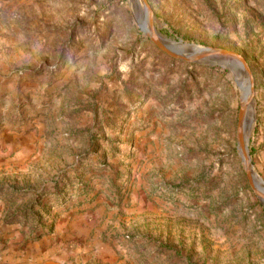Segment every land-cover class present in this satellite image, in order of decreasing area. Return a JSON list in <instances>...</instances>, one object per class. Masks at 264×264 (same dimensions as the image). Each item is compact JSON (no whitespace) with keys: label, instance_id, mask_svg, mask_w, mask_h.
Segmentation results:
<instances>
[{"label":"rangeland","instance_id":"374dc122","mask_svg":"<svg viewBox=\"0 0 264 264\" xmlns=\"http://www.w3.org/2000/svg\"><path fill=\"white\" fill-rule=\"evenodd\" d=\"M147 1L0 0V264H264V0Z\"/></svg>","mask_w":264,"mask_h":264},{"label":"water","instance_id":"95a60500","mask_svg":"<svg viewBox=\"0 0 264 264\" xmlns=\"http://www.w3.org/2000/svg\"><path fill=\"white\" fill-rule=\"evenodd\" d=\"M136 3L139 5L140 8L144 7V9L146 11H148L149 13L154 15L152 13V9H151L147 0H136ZM141 3H142V5H141ZM151 31H152L151 38L153 39L156 46L159 47V49L161 51H163L164 53H166L167 55H169L173 58L180 59V60L187 61V62L208 61L210 59L221 60V61L226 62L233 69L239 70L241 72H246L247 68H248L247 73H248V76L250 78L249 81L252 80V75H251V72L249 70V67H248V64H247L245 58L243 56L233 52V51L203 47V48H196L193 51V56L187 57V56L182 55L179 52L172 51L168 47H166L165 45L161 44L158 37L156 35H154V33H155L154 28ZM238 139H239V135H238ZM242 165H243V168L246 172V175H247V178H248V181H249L251 188L258 195V197L263 201L264 200V181L261 178H259L258 176H256V174L251 172V170H250L251 163H250V159H249L248 155H246V157L242 160Z\"/></svg>","mask_w":264,"mask_h":264},{"label":"bare ground","instance_id":"6f19581e","mask_svg":"<svg viewBox=\"0 0 264 264\" xmlns=\"http://www.w3.org/2000/svg\"><path fill=\"white\" fill-rule=\"evenodd\" d=\"M141 5H142V3H141ZM138 13H139L138 16H139V22L140 23L143 21V17H144V19H148L149 20L151 18L153 20V15L151 13H149L148 11H146L144 9V7H141V8L139 7V12ZM148 17H150V18H148ZM157 35H156L157 37L161 38L165 42L164 45L166 47L167 46L168 47H173L170 50L177 52V49H179V51L185 53V55L182 54V53L181 54L184 55V56H187V57L193 56V51L196 48H203V47H200L198 45H193V44L186 45V44L183 43V41L172 42V41L166 40L161 35H159L158 32H157ZM217 61L222 62V63H225L223 65L226 66V67H230L226 62L221 61V60L210 59L207 62L210 63V64H217ZM235 72L236 73L237 72L242 73L244 79L246 77L247 81L250 80V78L248 76V73H247L248 72V68H247V71L246 72H241L239 70H236ZM250 82H252V84H253V81L252 80ZM252 102H253V94H252V92H250V91L247 90V97L245 99H244V97L242 98V112H241V118H240V130H241V123H242V135H240V142H241L240 143V153H241V157L243 159L246 157V155H248V157H249L248 147H247V140H248V137H249V134H250V130L247 129V126H248L249 121H250V118H251L250 117L251 116L250 106L252 105L251 104ZM243 114H244V116H243ZM249 159H250V157H249ZM250 163H251V159H250ZM250 170H251L252 173L256 174V176H258L260 178V176L253 169L252 163H251ZM263 202H264V200H263Z\"/></svg>","mask_w":264,"mask_h":264}]
</instances>
